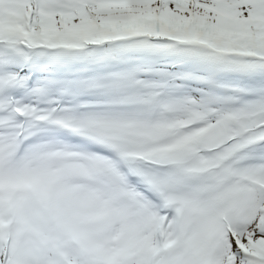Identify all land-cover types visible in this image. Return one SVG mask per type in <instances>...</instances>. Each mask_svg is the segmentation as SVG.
<instances>
[{
    "label": "snow or ice",
    "instance_id": "obj_1",
    "mask_svg": "<svg viewBox=\"0 0 264 264\" xmlns=\"http://www.w3.org/2000/svg\"><path fill=\"white\" fill-rule=\"evenodd\" d=\"M0 264H264V0H0Z\"/></svg>",
    "mask_w": 264,
    "mask_h": 264
}]
</instances>
